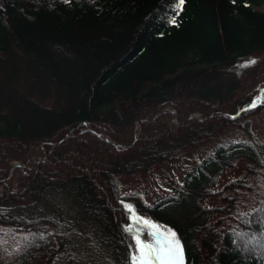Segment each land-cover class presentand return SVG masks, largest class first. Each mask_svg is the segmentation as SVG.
I'll return each instance as SVG.
<instances>
[{
	"label": "trees",
	"instance_id": "obj_1",
	"mask_svg": "<svg viewBox=\"0 0 264 264\" xmlns=\"http://www.w3.org/2000/svg\"><path fill=\"white\" fill-rule=\"evenodd\" d=\"M174 2L0 0V264H64L73 224L38 209L54 192L112 264L152 240L137 218L174 231L184 264H264V0H185L170 24ZM188 149L170 192L122 191Z\"/></svg>",
	"mask_w": 264,
	"mask_h": 264
},
{
	"label": "rangeland",
	"instance_id": "obj_2",
	"mask_svg": "<svg viewBox=\"0 0 264 264\" xmlns=\"http://www.w3.org/2000/svg\"><path fill=\"white\" fill-rule=\"evenodd\" d=\"M257 10H263L264 6H255ZM251 59L243 58L234 67L237 73L249 65ZM256 102V101H255ZM254 102V103H255ZM256 130L261 131L260 125H255ZM201 150L188 149L181 152V160L175 163L162 164L156 167L150 175L139 174L135 176L122 177L120 184L124 193L132 190L141 192L149 201H155L163 193L170 192L176 187L177 181L182 177L186 169L190 166L191 157ZM245 161H240L238 165L227 171L217 185L220 188L225 182L242 175ZM210 202H216L211 200ZM40 212L63 217L66 221L73 224V231L66 237L65 248L63 251L64 264H112L113 255L111 249L103 239L100 225L81 216L78 207L72 200L61 192H54L49 195L47 202L39 206ZM161 230L169 229L161 227ZM8 239L6 241H10ZM16 242H8V249L11 251ZM10 259V253L8 254Z\"/></svg>",
	"mask_w": 264,
	"mask_h": 264
},
{
	"label": "snow or ice",
	"instance_id": "obj_3",
	"mask_svg": "<svg viewBox=\"0 0 264 264\" xmlns=\"http://www.w3.org/2000/svg\"><path fill=\"white\" fill-rule=\"evenodd\" d=\"M65 3L70 0H64ZM185 0H175L173 11L175 16L169 19L170 24H176V16L183 10ZM249 63L254 64L255 60ZM256 105L253 104L252 107ZM129 212L135 215L134 210L129 208ZM137 223H142L150 230L152 237L151 241L145 242L141 239H136V255L133 256V264H184L183 248L176 237V233L171 229L161 230L160 226L148 220H140L137 218ZM139 235V234H138Z\"/></svg>",
	"mask_w": 264,
	"mask_h": 264
}]
</instances>
